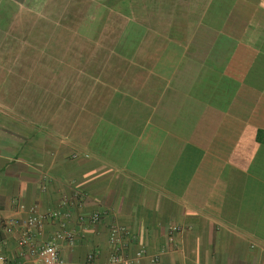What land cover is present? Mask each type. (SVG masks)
<instances>
[{
    "label": "crops",
    "instance_id": "obj_1",
    "mask_svg": "<svg viewBox=\"0 0 264 264\" xmlns=\"http://www.w3.org/2000/svg\"><path fill=\"white\" fill-rule=\"evenodd\" d=\"M71 1L105 40L48 62L14 38L60 0H0V255L22 205L69 213L64 264H111L114 226L122 264H264V0Z\"/></svg>",
    "mask_w": 264,
    "mask_h": 264
},
{
    "label": "rangeland",
    "instance_id": "obj_2",
    "mask_svg": "<svg viewBox=\"0 0 264 264\" xmlns=\"http://www.w3.org/2000/svg\"><path fill=\"white\" fill-rule=\"evenodd\" d=\"M61 10L57 11L56 21L54 15H51L49 11L45 18L36 17L29 21V29L33 33L29 35H17L14 39V44H38L41 41L42 46L47 47L46 54H40L41 60L46 61L62 60V61H79L87 60L92 56L89 45L103 44L105 38H95V42L89 43L84 37L78 36L76 30L81 32H87L94 30L93 26L98 25V22H90L89 18H92L94 9L98 7L92 5L89 6L88 14L86 13L87 6L79 4L74 5L71 0H60ZM51 16L53 18H51ZM84 19V20H83ZM108 28H118V22H105ZM103 27V22H99L98 28ZM96 28V27H95ZM87 30V31H86ZM38 31L43 33V36L38 37ZM40 38V39H39ZM111 41L115 38H109ZM89 44V45H88ZM101 54V53H98ZM96 54V55H98ZM95 55V56H96ZM15 60H20L21 57H25L30 61L38 60V53H14ZM27 57V58H26ZM95 60H102V56H96Z\"/></svg>",
    "mask_w": 264,
    "mask_h": 264
},
{
    "label": "built area",
    "instance_id": "obj_3",
    "mask_svg": "<svg viewBox=\"0 0 264 264\" xmlns=\"http://www.w3.org/2000/svg\"><path fill=\"white\" fill-rule=\"evenodd\" d=\"M74 158L77 155L73 156ZM22 212H27V217L21 220L7 221L4 223L5 231L12 234L15 230H19L20 237L17 240L18 255L16 260L11 263L8 259L0 255V264H64L60 256V242H65L69 245L74 243V235L65 230L63 219L69 218V213H60L57 211H49L46 214L38 212L36 207H29L27 210L24 206H19ZM61 220V230L50 235L46 240H42L41 236L44 232V227L47 219ZM98 214H93L90 218L91 224H95L99 220ZM79 221H83L80 217ZM180 231L179 227H172L171 232ZM126 234L123 228L112 227L109 232V243L114 248V253L110 259L111 264L125 263L122 247V235ZM145 255V250L141 249L136 253V258L140 259ZM157 259L153 258L152 262ZM85 264H94L92 255H89Z\"/></svg>",
    "mask_w": 264,
    "mask_h": 264
}]
</instances>
